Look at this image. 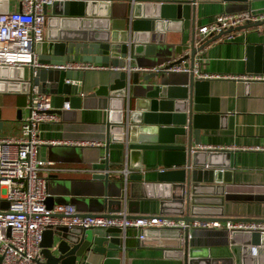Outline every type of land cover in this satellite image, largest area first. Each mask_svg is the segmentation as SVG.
<instances>
[{
	"label": "water",
	"instance_id": "1",
	"mask_svg": "<svg viewBox=\"0 0 264 264\" xmlns=\"http://www.w3.org/2000/svg\"><path fill=\"white\" fill-rule=\"evenodd\" d=\"M221 1L227 14L250 12L254 2ZM121 4H130V23L127 35L119 36L110 32V17L113 6ZM196 5L197 0H53L50 20H55L59 26H55V33L36 44L38 67L31 68L29 80H25V69H0L1 80H15L5 85L6 91L28 93L30 87L38 86L41 92L55 96L54 112L63 117L71 114L75 119L77 110L89 107L92 102L107 110L105 154L93 165L95 172L87 182V196H77L89 208L83 214L121 216L119 214L126 210V217L139 218L144 216L140 214L141 201L158 199L162 216L187 223L216 219L264 221V217H223L224 204L229 200L227 184L233 181L231 152L225 148L202 149V130L232 128L234 118L232 114L220 111L217 97L211 94V81L214 80L199 78L194 72L196 57L210 44L223 35L263 27L264 19L211 36L198 45ZM95 7L101 10L108 7L110 19L99 20L94 27H83ZM48 12L46 5L45 15L49 18ZM175 23L181 25L182 30H191L186 41L182 30L178 41L167 37L166 33ZM248 51V75L264 77V43L250 46ZM135 61L141 65L149 64L151 68L147 69L157 70L147 72L142 78V72L130 75L119 72L118 79L109 80L108 84L87 94L84 91L88 72L57 69L72 63L123 68ZM183 61H187L185 65L190 67V73L170 71ZM244 83L249 94L252 83L264 85V80ZM132 99L134 110L130 107ZM66 102L71 110L64 109ZM125 111H128L126 115ZM3 125L4 121L0 120V130ZM40 150L41 147L39 158ZM112 150L123 151L126 159L129 158L127 180L110 171ZM145 150L164 153L163 167L156 169L155 181L146 180L144 176V172L153 171L146 170L142 164ZM49 183L50 180L48 192ZM68 196L69 191L61 184L54 194H49L47 206L52 208L57 200ZM8 208L9 202L0 200V209ZM95 229H47L42 242L45 264H80L84 255L92 251L105 255V264H121L123 256L107 257V254L110 250L125 253L127 248L122 246V238L111 235L123 231L118 227H108L104 232ZM142 242L175 248L183 264H244L247 250L252 246H264V232H230L207 227L167 228L149 233ZM215 246H228L231 255L211 256ZM260 258L264 264V256ZM2 260L3 256H0V264Z\"/></svg>",
	"mask_w": 264,
	"mask_h": 264
},
{
	"label": "crops",
	"instance_id": "2",
	"mask_svg": "<svg viewBox=\"0 0 264 264\" xmlns=\"http://www.w3.org/2000/svg\"><path fill=\"white\" fill-rule=\"evenodd\" d=\"M23 0H0V13L17 12L22 9ZM197 15L195 30L212 24L216 17L226 14L225 5L221 0H197ZM51 6H49L48 22L45 30V40L55 33L59 24L50 20ZM108 7H95L89 12L83 27L96 26L99 20L111 18L110 32L115 35H127L130 23V4L114 5L111 17H108ZM233 10V9H232ZM255 14L264 15V0H254L250 9ZM94 14V15H93ZM57 24V25H56ZM57 26V28H55ZM181 25L175 23L166 33L171 41H178L181 36ZM184 40L191 36V30H182ZM262 35V36H261ZM143 39L145 38L142 35ZM231 40L216 41L204 49L199 57L201 59V72L209 75H248V57L250 46L264 43V26L232 33ZM133 67L151 68L147 63L133 62ZM47 68V67H46ZM31 68L24 70L25 80H29ZM146 74L143 73L141 78ZM119 78V72L90 71L86 76L84 93L94 92L99 86L113 82ZM0 120L4 121L0 130L1 136H17L21 131L22 119L28 114L30 92H8L5 85L15 82L11 79H0ZM80 84L78 81H72ZM142 83V79H141ZM264 89L263 84L252 83L247 94V85L241 81L221 79L211 81V94L217 97L220 111L233 115V127H217L202 130V145L223 147L231 152V169L233 181L227 184L229 200H226L223 217L229 218H260L264 217ZM133 92H130L132 95ZM52 95V94H51ZM54 95L53 105H54ZM127 99L125 98V107ZM134 110V100L130 102ZM65 109V108H64ZM66 110H71L66 109ZM126 110V109H125ZM128 112V111H127ZM125 111V115L127 113ZM108 112L99 108L92 102L89 107L78 109L75 119L68 114L55 122L43 123L40 126V138L45 141L41 146L40 156L46 162H52L53 168L58 170H41L49 183L48 194H54L57 186L63 184L70 196L59 199L58 204H73L85 213L88 206L85 201L78 200L77 196H87L88 181L91 180L93 165L100 162L105 154L103 148L106 140V121ZM95 142L96 144H93ZM100 143V144H99ZM260 147V148H258ZM164 153L162 151H144L142 164L146 180L155 181L156 169L163 167ZM112 168L129 165L123 151L110 152ZM67 168L69 170H62ZM160 200H142L140 214H160ZM96 232H104V228H96ZM122 238V246L126 251L110 250L107 257H122L121 264H183L178 258L177 250L173 247H162L155 243H143L136 228H129L126 237L122 233L111 234ZM258 247V246H257ZM252 246L244 255V264H261L264 256V246ZM257 252V253H256ZM231 255L228 246H215L211 249L213 257H228ZM106 256L100 252L92 251L85 254L80 264H105ZM224 264H227L226 262Z\"/></svg>",
	"mask_w": 264,
	"mask_h": 264
},
{
	"label": "built area",
	"instance_id": "3",
	"mask_svg": "<svg viewBox=\"0 0 264 264\" xmlns=\"http://www.w3.org/2000/svg\"><path fill=\"white\" fill-rule=\"evenodd\" d=\"M53 0H23L22 9L17 12L0 13V69L37 68L39 55L35 46L45 40L48 17L45 6H51ZM264 15L252 11L237 14H223L215 21L201 27L197 32L198 45L216 36L245 25L263 20ZM232 34L223 35L219 41L231 40ZM201 59H195L194 72L197 77L207 80L232 79L235 81L264 80L261 76L251 75H209L201 72ZM187 61L173 67L175 73H190ZM57 69L76 71H114L147 73L157 69L133 67L128 64L123 68H107L94 63H72ZM28 114L22 119L21 131L17 136L0 135V200L9 202L8 209H0V256L1 264H45L42 253L44 233L49 228L83 227L108 228L118 227L124 237L129 228L138 230L137 237L144 240L149 233L160 229L198 227L218 228L232 231L264 232V221H193L168 218L161 214H147L139 218L121 216H105L101 214H83L73 204H58L52 208L47 206L49 196L48 179L41 175V170H58L52 162L39 158V149L45 141L40 138V126L43 123L60 120L54 112L53 98L50 93L41 92L38 86L30 87ZM70 109L69 102L64 105ZM93 144H96L93 142ZM100 144V143H99ZM202 149H222L223 147L201 146ZM260 148V147H258ZM62 170H69L62 168ZM111 172L128 178V165L111 168ZM95 172V169H91Z\"/></svg>",
	"mask_w": 264,
	"mask_h": 264
}]
</instances>
